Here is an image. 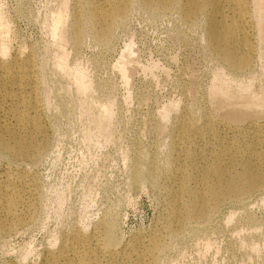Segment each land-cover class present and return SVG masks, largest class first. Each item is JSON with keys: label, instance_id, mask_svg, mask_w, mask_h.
Wrapping results in <instances>:
<instances>
[{"label": "rangeland", "instance_id": "1", "mask_svg": "<svg viewBox=\"0 0 264 264\" xmlns=\"http://www.w3.org/2000/svg\"><path fill=\"white\" fill-rule=\"evenodd\" d=\"M64 1L0 0V35H4L8 50L4 59L8 63L17 50L21 55L26 50L34 52L33 73L41 88L38 89V116L49 142L40 152L42 154L31 161H13L0 151V181L14 174L16 182L24 187L22 194L31 200L27 225L7 236L0 233V264H38L41 254L45 250H56L64 236H70L75 230L87 233L105 219L112 221L117 245L121 243L119 247L139 239L147 242L165 220L164 186L171 181L166 163L170 146L167 133L185 109L217 119L218 112L212 104L209 88L222 77L228 78L226 67L207 47L203 14L193 22H186L178 7L145 9L139 0H133L134 4L131 0L124 19L112 25L108 41L98 42L86 28L80 43L73 47L68 32L73 0ZM257 1L262 11L256 14ZM249 2L248 34L254 67L251 65L243 77L250 78L252 87L259 89L264 81V0ZM59 4H69L66 6L69 12H64L66 7L62 11L67 19H61L67 21L60 22L66 25H61V29L59 24L58 29L52 31L51 22L61 10ZM63 27L68 35L62 33ZM58 33L63 38L57 36ZM58 38L61 42L65 39V52ZM55 43L61 45L60 49ZM60 50L63 52H58L57 56L63 60L67 55V62L64 60L69 62V67H84L86 80L92 87L89 89L93 90L89 96L88 92L84 94L75 89L72 78H67L69 73L64 77L57 70L54 63L59 57L56 58L55 53ZM39 64L44 65L39 68ZM120 64L128 70L127 83L116 70ZM250 74L256 75L250 77ZM235 86V82H231L230 87L235 89ZM108 98L113 99L111 116H99L98 109L94 111L96 106L92 105L99 101V104L105 103ZM170 104L176 106L171 108ZM80 107H84L83 110ZM163 112L167 116L161 115ZM97 115L104 130L93 121ZM163 124H167V132L161 129ZM140 160L145 165L151 161L157 165L151 182H133L132 170ZM218 205L203 220L185 222L184 228L176 232L179 235L165 234L162 250L156 252L151 264H264V190L255 189L239 200H223ZM24 248L30 254L26 252V255Z\"/></svg>", "mask_w": 264, "mask_h": 264}, {"label": "bare ground", "instance_id": "2", "mask_svg": "<svg viewBox=\"0 0 264 264\" xmlns=\"http://www.w3.org/2000/svg\"><path fill=\"white\" fill-rule=\"evenodd\" d=\"M130 1L131 0H73L72 10L70 13L71 17H68L70 18L68 25L69 31L66 29L69 32V41H71L73 47L80 43L81 37L86 28L91 31L93 37L98 42H105L109 38V35L112 31V25L116 21L125 17ZM139 1L142 5V8L145 9L166 10L172 7H178L186 22H193L199 15H205L207 47L209 48L212 55L216 56L228 71H225L227 73L226 75L228 76L227 80H225L223 77V80L219 78L220 82H213L209 88V94L212 97L210 98L213 102V106L218 112V117L217 119H213L214 117H208L204 113L196 114L195 111L194 114L188 111L190 109H185V113L181 114L179 118L174 121L171 130L169 129L167 135L170 138V146L166 163L167 168L171 172V181H169L170 184L164 186L166 199L164 203L165 208H163L165 209V214L163 213V215L165 220L161 228L159 227L160 229L158 228L157 230L155 229V231H153L154 233L147 242L144 243L143 241L142 243L139 239L130 245H120L119 247L118 245L121 243L117 245L112 221L110 219L104 218L105 220H100V222L96 223L87 233H84L80 230H75L72 234H70V236L65 237L63 235L64 237L61 239L58 248L54 251L45 250L41 254V260L38 264H151V262L154 260V255L162 248L164 240H166L164 239L165 234H175L177 231L179 233L183 224L187 221L203 220L223 200H239L243 196L250 194L255 189L264 190V81L263 84L259 85V89H254L251 83L252 80H249L250 78L245 79V77H243L246 76L245 74H247L251 69L253 54L252 43L249 41L248 34V19L250 15L248 10V4L250 3L249 0ZM61 5V12L59 11V14H55L56 16L54 17L53 22L50 21L53 28L52 31L58 29L60 22L63 20L62 13L64 15V12L67 10L66 6L69 4ZM63 10L64 12H62ZM261 11L262 7L259 6L257 1L255 13L257 14ZM66 12L69 11L67 10ZM1 17L2 15L0 13V20ZM65 18L67 19V16ZM61 25L62 24H60V27L62 29V26H65L66 24L62 26ZM65 28L62 30L64 31L62 32L64 35L67 34L65 33ZM2 29L7 30L6 27H3ZM3 30L2 32H4ZM58 32L61 33L60 31ZM59 33L57 36L62 37V34L60 35ZM55 34H57V32H55ZM55 34L52 35L54 36ZM6 35L7 33H5V36ZM66 36H64L65 39ZM4 38V35L1 34L0 151L5 157H7V159L10 158L13 161H31L35 158L37 159L39 154H42L40 152L49 144V142L47 143L48 138H45L46 136L43 132L44 128H42V122L40 123L39 120L40 115L38 116L39 110L37 99H39L38 95L41 88H38L36 81L37 78L33 73L34 64L32 53L34 52L31 53V51L28 52L26 50L27 52L25 51V54H23V52L21 55L16 53L18 50H15L16 52L7 63L4 59V56L7 55L8 50L5 44L6 42L4 43ZM55 38L57 39V37ZM65 39H63V41ZM63 41L61 42L63 43L61 44L63 46L61 50L64 51L65 44ZM61 45L58 46L61 47ZM61 50L57 51V53H55L56 51L54 52L56 56L58 52L59 54L60 52H63ZM55 54L53 55L54 57ZM127 55L129 56V54ZM61 56H64V53L63 55L61 54ZM58 57L59 56L56 58ZM65 57H67V55L64 56V59ZM59 58L57 59L58 62L55 60L57 63H54L55 66L57 65L56 68L57 70L59 69V73H63L64 77L66 76V73H69L70 75H67V78H69L68 76L72 78L74 82L72 85L75 86V89H78L80 93L86 94L88 92L87 95L90 94L89 92H92L93 90L91 91V83L86 80V74L83 69L84 67H82V65H80V67H78L79 65H73L74 67H69V62L66 63V59L65 62L64 59V61L61 60L62 57ZM42 65L39 64V68ZM54 65L53 67L55 69ZM116 70H119L117 72L120 73L121 78H123L124 82L127 83V78H129L127 77L128 70L125 69L122 64H120ZM255 75L252 74L250 77ZM67 81L71 82L69 79ZM231 82H235V89L230 87ZM46 88L47 87H45V89ZM100 89L102 90V88ZM182 93L184 94V91ZM47 95L46 98H48ZM77 95L79 94L77 93ZM110 95L112 96V94ZM44 100L47 101L46 99ZM112 100L113 99L108 98L105 103L100 104V101L97 103L96 101L98 100H96L95 102L97 104L95 103L96 105H92L96 106L94 111L98 109L97 114L99 116L101 114L102 117L107 118V116H111L109 114L112 113V109H110V106L113 104ZM193 102L195 103V101ZM45 103L46 102H44V104ZM83 103V106H85V102ZM88 104L87 106L90 105ZM46 105L47 104H45V106ZM177 105L180 106V102ZM92 106L90 105L89 107L91 108ZM186 106L188 107L187 104ZM169 107L168 110L174 108L172 106L171 108ZM197 107H199V105ZM176 109H173V111H176ZM91 110H93V108ZM177 112L179 111L177 110ZM169 113L170 112H168V114ZM98 115L93 117V121H95L97 124L96 126L99 124L98 127L100 128L104 125L99 123L101 120ZM161 115L164 116L165 113L163 112ZM160 119H162V117ZM160 119L159 121H161ZM104 120L106 121L107 119L104 118ZM91 123L93 122L91 121ZM166 125H164V128L161 129L166 131ZM96 126L94 125V127ZM160 126H162V124ZM102 128L101 129L104 130V127ZM156 129H158L159 134V128ZM163 135L165 136V134ZM95 141V143H98L96 139ZM156 173L157 165L154 162L151 161L145 165L141 162V160L136 161L132 170V180L134 183L138 181L151 182L154 179ZM13 177L11 175H6L3 180L0 181V233L4 234L5 236L21 229L27 223L29 212H31V200L29 201L24 197L22 194L24 187H22L19 181L16 182V179ZM231 217L229 220H231ZM185 225L186 224H184V226ZM85 230H87L86 227ZM253 230L254 229H252V231ZM53 240H55V238ZM52 244L53 243H51V245ZM29 249L31 250V248H28V250ZM23 250L25 251V248ZM254 251L257 252L255 248ZM26 252L30 254L29 251L26 250L25 254ZM31 253H33L32 250ZM24 257L27 258V256L22 255V258ZM9 264L17 263L10 262Z\"/></svg>", "mask_w": 264, "mask_h": 264}]
</instances>
